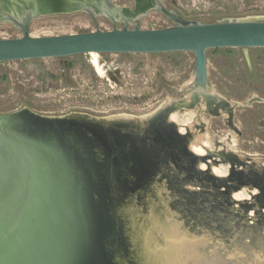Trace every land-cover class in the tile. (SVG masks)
Returning a JSON list of instances; mask_svg holds the SVG:
<instances>
[{
    "label": "water",
    "instance_id": "1",
    "mask_svg": "<svg viewBox=\"0 0 264 264\" xmlns=\"http://www.w3.org/2000/svg\"><path fill=\"white\" fill-rule=\"evenodd\" d=\"M145 8L135 13L132 26L110 0H0V21L22 32L21 37L0 38V64L92 52L195 56L191 96L168 100L152 116L107 120L86 114L44 116L28 109L0 113V264H130L122 230L125 217L117 208L139 196L145 200L161 187L174 188L179 195L195 193L190 187L199 184L203 170L197 164L205 157L192 152L191 133H181L169 114L209 98V50L264 48V20L204 23L155 0L154 8L175 25L144 29L139 13ZM77 9L91 16L94 31L31 34L35 19ZM99 11L112 22L111 30L100 27ZM246 59L253 72L248 52ZM152 132L153 137L148 135ZM115 167L128 188L125 198L112 188ZM208 171L209 177L224 179Z\"/></svg>",
    "mask_w": 264,
    "mask_h": 264
},
{
    "label": "rangeland",
    "instance_id": "2",
    "mask_svg": "<svg viewBox=\"0 0 264 264\" xmlns=\"http://www.w3.org/2000/svg\"><path fill=\"white\" fill-rule=\"evenodd\" d=\"M162 1L169 10L177 11L184 18L204 23L264 20V0ZM110 2L131 18L132 26L136 24L135 13L142 8V1ZM146 8L139 13H143L144 29L175 25L156 8ZM97 15L103 30L113 28L103 11ZM95 29L93 19L84 10H61L35 19L31 34L57 36ZM21 36V30L14 24L0 21V38ZM247 52L253 72L248 66ZM100 56L103 75L96 71L89 54L1 63L0 113L28 109L44 116L86 114L107 120L124 116L144 118L158 112L168 100L180 101L194 91L195 56L190 52ZM208 74L209 98L196 102L194 107L172 110L177 111L174 112L177 126L186 127L196 118L200 119L195 135L193 130L185 132L191 133L197 145V150H192L205 157L197 164L198 168L205 169L199 175L200 182L190 187L195 193L179 195L174 188L161 187L145 200L136 197L130 202V209L136 204L147 214L148 208L155 205L163 218L182 224L196 237L205 238V246L199 249L207 264H264V167L258 165L259 161L264 162V48L211 49ZM148 135L153 137L155 133ZM157 137L162 143L163 137ZM207 165L224 179L209 177ZM112 175L113 190L118 189L117 193L125 198L128 188L122 172L116 168ZM126 219L122 224L125 257L130 264H136L132 231L125 224ZM184 259L188 260L189 256L184 254Z\"/></svg>",
    "mask_w": 264,
    "mask_h": 264
},
{
    "label": "bare ground",
    "instance_id": "3",
    "mask_svg": "<svg viewBox=\"0 0 264 264\" xmlns=\"http://www.w3.org/2000/svg\"><path fill=\"white\" fill-rule=\"evenodd\" d=\"M2 1H6L8 3V0H2ZM13 2H15V1H13ZM13 2L11 1V3H12L11 5L16 7V3H13ZM89 55L92 56V65L94 66L96 71L100 75H103L104 74V68H103V64H102L100 54L97 52H92ZM174 112H177V111H173L171 114H169V120L176 122L177 121V114H175ZM198 120H200V119L198 118ZM198 120L196 118L195 121L193 120L192 122L188 123L186 125V127H183L181 124L178 125V126H180V128L178 127L179 131L184 134L186 132V130L189 129L190 131L193 130L194 135H195V132H198L196 130ZM190 149L191 150L193 149L194 151L197 150V145H196L194 140H192L190 142ZM193 150H192V152H194ZM202 164L203 163H201V165ZM260 164H261V166L264 167V162L262 160L258 162V165H260ZM201 169L205 170L202 168V166H201ZM206 169H211V167L209 165H207ZM212 172H213V170H212ZM213 174H215V173L213 172ZM217 176H219V175H217ZM219 177H222V176H219ZM235 200H237V199L235 198ZM130 202H132V201H129L128 203L123 204L122 208L118 207L117 211H119L121 213V215L124 216L125 218H128L125 220V224L126 225L128 224L127 226H129V229L132 231L131 237H132V243L134 246V259H135L137 264H207V262H205L204 259L201 258L203 256L202 255L200 256V249H199V248L205 246L204 245L205 238L196 237L195 235L190 233V230L187 229V227L185 228V226H182V224L179 225V223H177V222L174 223L173 220H168V218H166V219L163 218L161 216V213L157 212L155 205H151L148 208L149 209L148 213L143 214L138 209L136 204L134 205L135 207L133 206V208L130 209V206H131ZM175 204H174V206H175ZM178 208H176V209L178 210ZM184 213H186V212H184ZM179 214H181V213H179ZM173 223H174V226L172 225ZM179 230H180V232H179ZM178 234H180V235H178ZM198 235H199V233H198ZM170 238L172 239V241L169 240ZM187 247H189L188 248L189 250H187ZM197 250H199V251H197ZM189 251H190V253H189ZM184 254H185V256L186 255L189 256L188 260L184 259ZM190 257H191V259H190ZM194 257L199 258V259L194 260L195 259Z\"/></svg>",
    "mask_w": 264,
    "mask_h": 264
},
{
    "label": "flooded vegetation",
    "instance_id": "4",
    "mask_svg": "<svg viewBox=\"0 0 264 264\" xmlns=\"http://www.w3.org/2000/svg\"><path fill=\"white\" fill-rule=\"evenodd\" d=\"M140 1H142V8L143 7H154V5H155V0H140ZM167 7V6H166ZM147 9V8H146ZM171 11H174V10H171ZM174 12H177V11H174ZM129 18V17H128ZM130 20H131V18H129Z\"/></svg>",
    "mask_w": 264,
    "mask_h": 264
}]
</instances>
